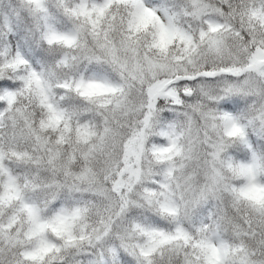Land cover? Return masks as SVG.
<instances>
[{
    "label": "clouds",
    "instance_id": "clouds-1",
    "mask_svg": "<svg viewBox=\"0 0 264 264\" xmlns=\"http://www.w3.org/2000/svg\"><path fill=\"white\" fill-rule=\"evenodd\" d=\"M0 264H264V0H0Z\"/></svg>",
    "mask_w": 264,
    "mask_h": 264
},
{
    "label": "snow or ice",
    "instance_id": "snow-or-ice-1",
    "mask_svg": "<svg viewBox=\"0 0 264 264\" xmlns=\"http://www.w3.org/2000/svg\"><path fill=\"white\" fill-rule=\"evenodd\" d=\"M252 195H253V197L256 198V199H259V198H260V196H259L258 193H253Z\"/></svg>",
    "mask_w": 264,
    "mask_h": 264
}]
</instances>
